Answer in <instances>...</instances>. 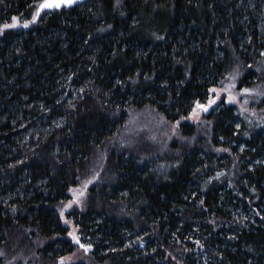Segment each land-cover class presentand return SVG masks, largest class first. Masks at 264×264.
Returning <instances> with one entry per match:
<instances>
[{
	"label": "trees",
	"instance_id": "1",
	"mask_svg": "<svg viewBox=\"0 0 264 264\" xmlns=\"http://www.w3.org/2000/svg\"><path fill=\"white\" fill-rule=\"evenodd\" d=\"M40 2L0 0V264H264V0Z\"/></svg>",
	"mask_w": 264,
	"mask_h": 264
},
{
	"label": "snow or ice",
	"instance_id": "2",
	"mask_svg": "<svg viewBox=\"0 0 264 264\" xmlns=\"http://www.w3.org/2000/svg\"><path fill=\"white\" fill-rule=\"evenodd\" d=\"M75 2H76V0H42V2H40V3L38 4V6H37V10H36V12H35V15H34L33 19H35L36 17H39L41 11H43V10H45V9H59V8H61L62 6L70 7V6L73 5ZM12 20H13V23H11V24H8V23L4 24V25H3V29L14 28V27L18 26V24H19V20H18V18L13 17ZM23 26H24V27H28V22H25ZM0 31H2V29H0ZM212 91H216V90L213 89ZM243 91H244L245 93H248V92H250L251 90L245 88ZM230 99H235V98H234V97H230ZM214 103H215V100H211V101H209V106H210L211 104H214ZM197 108H199L200 110L205 111V112L208 110V106L202 105V104H200L199 102H197ZM198 115H199V113L194 109V110H193V116H194V117H198ZM177 123H179V121H177ZM90 183H92L91 180L86 181L85 184H84V188L86 189V188H87V185L90 184ZM73 191H75V190H73ZM83 195H84V191H80V192L78 193V196H83ZM79 202H80L79 199H77V200L75 201V203H79ZM68 207H71V203H69ZM61 214H63V213H61ZM65 223H68V221H65ZM69 236L72 237V239H73L77 244H80V247L83 248L85 251H88V250L92 247L91 244H87V245H85V244L80 243V239H79V237H78L77 235H75L74 232H70V233H69ZM64 259H65V258H61V261L63 262Z\"/></svg>",
	"mask_w": 264,
	"mask_h": 264
},
{
	"label": "rangeland",
	"instance_id": "3",
	"mask_svg": "<svg viewBox=\"0 0 264 264\" xmlns=\"http://www.w3.org/2000/svg\"><path fill=\"white\" fill-rule=\"evenodd\" d=\"M215 93H219V92H216L215 91ZM221 96V95H220ZM228 102L229 103H233V101H235V99H230V96L228 97ZM198 113H199V115H198V117H194L193 116V112L191 113V115L188 117V119H187V121L189 122V123H192V124H197L199 121H201V119H202V117H203V115H204V112L202 111V110H200V109H197L196 110ZM220 153H228V152H225V151H223V150H221V151H219ZM80 191H82V190H80ZM80 191H78V190H76V191H74V192H72L71 193V200L67 203V205H66V211H69V210H71L72 208H75V207H81L82 206V203H83V196H78V193L80 192ZM77 199H79V203H75V201L77 200ZM69 203H71V207H68V205H69ZM83 252H84V249H80V250H78L77 252H76V254L74 255V256H72V257H70V258H68L69 259V261H72V262H74V261H77V260H79V259H81L82 257H83Z\"/></svg>",
	"mask_w": 264,
	"mask_h": 264
},
{
	"label": "water",
	"instance_id": "4",
	"mask_svg": "<svg viewBox=\"0 0 264 264\" xmlns=\"http://www.w3.org/2000/svg\"><path fill=\"white\" fill-rule=\"evenodd\" d=\"M83 0H76V2L73 4V5H71L70 7H72V6H74V5H76V4H78L79 2H82ZM61 8H67V7H65V6H62ZM60 9V8H59Z\"/></svg>",
	"mask_w": 264,
	"mask_h": 264
}]
</instances>
